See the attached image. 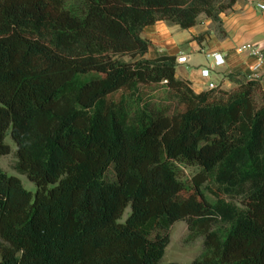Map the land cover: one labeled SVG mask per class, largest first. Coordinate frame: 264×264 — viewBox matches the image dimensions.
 <instances>
[{
  "label": "trees",
  "instance_id": "1",
  "mask_svg": "<svg viewBox=\"0 0 264 264\" xmlns=\"http://www.w3.org/2000/svg\"><path fill=\"white\" fill-rule=\"evenodd\" d=\"M236 1L0 0V155L10 130L37 186L0 169V264H162L181 219L207 253L167 264H264L261 81L196 91L141 34L203 15L222 28ZM163 81L184 108L134 102Z\"/></svg>",
  "mask_w": 264,
  "mask_h": 264
},
{
  "label": "crops",
  "instance_id": "2",
  "mask_svg": "<svg viewBox=\"0 0 264 264\" xmlns=\"http://www.w3.org/2000/svg\"><path fill=\"white\" fill-rule=\"evenodd\" d=\"M258 2L264 0H237L222 12V34L214 28L213 20L204 15L189 28L165 20L147 25L142 30V35L150 40L146 56L175 54L176 75L188 80L196 91L209 89V82L229 91L249 79L260 80L264 87V65L255 69L257 57L240 49L245 43H254L264 53V9ZM208 51L223 52L225 63L215 65L207 56ZM204 68H210L208 77L202 74Z\"/></svg>",
  "mask_w": 264,
  "mask_h": 264
},
{
  "label": "rangeland",
  "instance_id": "3",
  "mask_svg": "<svg viewBox=\"0 0 264 264\" xmlns=\"http://www.w3.org/2000/svg\"><path fill=\"white\" fill-rule=\"evenodd\" d=\"M214 28L219 34L223 33V28H221V26H219L218 24L214 23ZM142 33L143 31L141 32V34ZM164 84L165 81H163L162 83L141 85L139 95L136 99H134V102L137 104H142L144 103V101H151L155 105L171 103L172 106L177 105L181 109L184 108V104L181 102L178 103V100L176 98L170 99L168 97V88ZM125 92L126 91L124 89H121L119 91H116L111 97L114 99H118ZM5 141L10 144L11 151L7 154L0 155V169L6 171L9 174L17 175L22 180L25 188L35 192L37 190L35 182L29 179L26 174H23L17 170V146L15 140L11 136L10 130H8L6 134ZM198 170V167L194 165H181L182 178L184 180L189 179ZM209 190L210 188L206 189V194L210 198V200H214V196L209 192ZM234 200H236V202L241 205V203H239V199ZM129 212L130 207L125 210L122 218L123 220L127 217ZM218 227L223 228L226 227V225L217 222L213 223L210 228L215 229ZM165 232L166 229L160 227L154 231L153 235L156 233L164 234ZM167 232L169 233V243L162 258V264H167L170 261L190 263L196 258L204 257V255L207 253V248L204 245V233L202 232V229H200V227L190 228L187 220L181 219L175 221L167 230Z\"/></svg>",
  "mask_w": 264,
  "mask_h": 264
},
{
  "label": "built area",
  "instance_id": "4",
  "mask_svg": "<svg viewBox=\"0 0 264 264\" xmlns=\"http://www.w3.org/2000/svg\"><path fill=\"white\" fill-rule=\"evenodd\" d=\"M257 5L261 9H264V2H258ZM240 49L244 51H248L250 54L255 55L257 57L258 61L255 65V69L264 65V53L262 52V49L260 48V46H257L254 43H245L240 47ZM206 54L209 58L213 59V62L215 63V65H221L225 63L226 61L225 54L223 52L208 51ZM202 74L208 77L210 74V68L202 69ZM208 87L209 89H213V88H216V85L214 82H209Z\"/></svg>",
  "mask_w": 264,
  "mask_h": 264
},
{
  "label": "water",
  "instance_id": "5",
  "mask_svg": "<svg viewBox=\"0 0 264 264\" xmlns=\"http://www.w3.org/2000/svg\"><path fill=\"white\" fill-rule=\"evenodd\" d=\"M181 60V59H180Z\"/></svg>",
  "mask_w": 264,
  "mask_h": 264
}]
</instances>
